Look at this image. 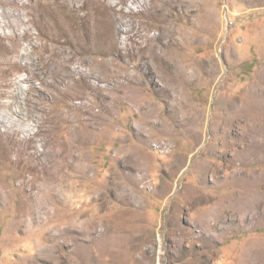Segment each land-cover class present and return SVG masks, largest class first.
<instances>
[{
  "label": "rangeland",
  "instance_id": "1",
  "mask_svg": "<svg viewBox=\"0 0 264 264\" xmlns=\"http://www.w3.org/2000/svg\"><path fill=\"white\" fill-rule=\"evenodd\" d=\"M166 1L0 0V264H264V0Z\"/></svg>",
  "mask_w": 264,
  "mask_h": 264
},
{
  "label": "bare ground",
  "instance_id": "2",
  "mask_svg": "<svg viewBox=\"0 0 264 264\" xmlns=\"http://www.w3.org/2000/svg\"><path fill=\"white\" fill-rule=\"evenodd\" d=\"M175 4V1L174 0H171V1H166L164 4H163V8H161L162 9V11H159V9L157 10V12L155 13V14H158L157 15V17L159 16V14H160V12H163V14L165 15L166 13H167V11H169L170 10V8L173 6ZM150 6H151V4H150ZM152 8V7H151ZM150 7H148L147 8V10H146V13H150V9H151ZM153 19V18H152ZM139 24H140V27L141 28H144V29H146V30H148L149 29V27H150V24H146V23H143V22H139ZM151 40V39H150ZM178 45V44H177ZM168 54V53H167ZM5 153H0V156H1V159H3L5 156ZM19 158V157H18ZM5 159V158H4ZM2 161H4V160H2ZM20 162H21V159H18L17 160V163H18V165H20ZM50 179H52V178H50Z\"/></svg>",
  "mask_w": 264,
  "mask_h": 264
}]
</instances>
